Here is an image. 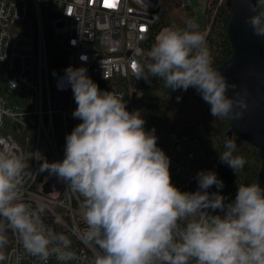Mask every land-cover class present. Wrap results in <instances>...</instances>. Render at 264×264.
Listing matches in <instances>:
<instances>
[{"label":"clouds","instance_id":"clouds-1","mask_svg":"<svg viewBox=\"0 0 264 264\" xmlns=\"http://www.w3.org/2000/svg\"><path fill=\"white\" fill-rule=\"evenodd\" d=\"M239 2L252 13L244 23L264 38V0ZM133 55L144 57V50L137 47ZM64 71L58 88L71 87L77 104L72 115L82 123L66 135L64 159L44 160L40 170L83 197L87 227L71 231L98 249L88 264H264V188L258 182L238 185L235 199L225 203V196L207 191L213 185L222 189L223 181L214 171H200L198 190L181 192L171 182L170 159L157 146L155 129L145 130L141 112H129L123 97L101 90L86 67ZM132 72L136 79L162 80L172 90L195 88L215 118L239 120L248 108L246 91L227 95L237 85L213 67L194 20L183 29L160 31L147 60H134ZM235 150V142L225 138L219 154L234 172L246 164ZM26 168L22 154L0 147V262L6 260L9 230L39 264L53 256L59 262L77 260L69 236L45 225V206L25 202ZM217 209L223 216L209 211Z\"/></svg>","mask_w":264,"mask_h":264},{"label":"built area","instance_id":"built-area-1","mask_svg":"<svg viewBox=\"0 0 264 264\" xmlns=\"http://www.w3.org/2000/svg\"><path fill=\"white\" fill-rule=\"evenodd\" d=\"M108 2L115 6L107 7L106 0H0V147L22 154L28 174L25 202L45 206L48 230L69 236L70 250L78 257L59 262L53 256L48 264H88L98 251L71 231L87 227L83 197L40 170L44 160L64 159L66 135L82 123L72 115L77 104L71 87L60 90L58 81L67 67H86L101 90L123 97L127 107V87L135 80L132 63L143 59L134 50L140 47L145 55V41L161 9L157 0ZM181 3L192 6V0ZM153 128L157 146L170 159L171 178L187 174L188 182L194 153L168 147ZM8 236L5 264H39L23 253L15 233L9 230Z\"/></svg>","mask_w":264,"mask_h":264},{"label":"trees","instance_id":"trees-1","mask_svg":"<svg viewBox=\"0 0 264 264\" xmlns=\"http://www.w3.org/2000/svg\"><path fill=\"white\" fill-rule=\"evenodd\" d=\"M157 1L161 4L159 18L145 41V55L142 60H147V53L155 43L156 36L165 27L175 25L183 29L189 20L195 21V11L192 6H184L182 3H178L175 5L176 7L172 8L165 6V3H162L163 0ZM232 1L225 0L218 6L213 15L211 26L209 25L210 27L208 24L211 20L210 14L215 1L211 4L213 6H206L204 9V25L198 26L199 31L202 33L208 29L205 38L213 58V67L225 62L233 53L228 37V24L231 17L229 3ZM149 79L150 82L143 78H135L129 84L127 87V110L129 112L139 110L146 121L145 130L150 131L152 127H155L168 147L194 153L195 158L189 173L196 176L200 171L211 170L222 176L224 166L219 167L221 163L219 154L224 151V140L230 130L226 118L213 117L210 114V105L189 88L187 91L183 89L172 90L165 87L162 80L155 77ZM177 97L181 98L179 102ZM231 139L236 144L234 155L243 156L246 164L242 170L234 172L231 169L227 176L220 177L224 184L222 189H217L215 186V192H219L226 197L225 203L235 199L238 185L256 182L258 170L261 166L259 150L255 146L235 136H232ZM171 182L180 190L186 185L187 174L173 176ZM183 192L192 191L185 190ZM209 211L214 215L223 216L224 214ZM8 241L4 250L5 256L9 248V236ZM0 264H5V261L0 262Z\"/></svg>","mask_w":264,"mask_h":264},{"label":"water","instance_id":"water-1","mask_svg":"<svg viewBox=\"0 0 264 264\" xmlns=\"http://www.w3.org/2000/svg\"><path fill=\"white\" fill-rule=\"evenodd\" d=\"M254 2V0H252ZM231 17L228 24V37L232 47V55L217 68L227 79L229 84H236L235 89L229 88L227 95L236 97L237 92H247L245 99L248 108L244 110L242 118L239 120L226 119L230 130L226 138L232 136L244 140L259 150L261 166L258 170L256 182L264 188V38L253 35L252 29L244 23L245 19L252 13L247 4L240 3L239 0H233L229 3ZM189 89L196 95L201 94L193 87ZM224 166V173L219 176L225 177L231 170L225 168V164L220 163L219 167ZM51 183L46 184L45 191L49 192ZM215 185L207 191L215 192ZM198 190L196 176L188 179L187 184L180 189L181 192ZM221 214L219 209L215 210Z\"/></svg>","mask_w":264,"mask_h":264},{"label":"rangeland","instance_id":"rangeland-1","mask_svg":"<svg viewBox=\"0 0 264 264\" xmlns=\"http://www.w3.org/2000/svg\"><path fill=\"white\" fill-rule=\"evenodd\" d=\"M199 1L198 0H192V6H193L194 11H195V22H196V24L198 26L204 25V22H205V19H204V9H205V7L206 6H209V7L210 6H213L211 4H212L213 1H215V5L212 7V12L210 14L211 20L209 21V24H208V26L209 25L211 26L212 18H213V15L216 12V9L225 0H217V1L216 0H199ZM162 3L163 4L165 3V6L174 8V7H176L175 6L176 4L181 3V0H163ZM177 10H178V8H177ZM226 167H227V165L225 164V168Z\"/></svg>","mask_w":264,"mask_h":264},{"label":"snow or ice","instance_id":"snow-or-ice-1","mask_svg":"<svg viewBox=\"0 0 264 264\" xmlns=\"http://www.w3.org/2000/svg\"><path fill=\"white\" fill-rule=\"evenodd\" d=\"M106 6L107 7H114L115 4L114 3H109L108 0H106Z\"/></svg>","mask_w":264,"mask_h":264}]
</instances>
